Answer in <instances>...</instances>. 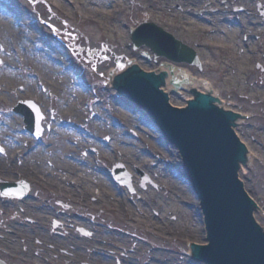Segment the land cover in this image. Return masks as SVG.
<instances>
[{
	"label": "rangeland",
	"instance_id": "obj_1",
	"mask_svg": "<svg viewBox=\"0 0 264 264\" xmlns=\"http://www.w3.org/2000/svg\"><path fill=\"white\" fill-rule=\"evenodd\" d=\"M10 1L34 21L24 16L12 23L0 21V54L2 48L6 54L0 57V180L3 175L10 182L26 180L32 190L23 201L0 195V258L5 263L200 264L191 260L190 246L203 244L206 232L178 153L110 82L111 74L119 75L129 63L145 71L165 65L152 54L144 58L142 52L151 53L149 49L133 48L130 30L147 19L200 52L202 70L190 67L192 74L211 85L226 109L245 118L237 130L251 158L240 178L259 207L256 219L264 227V0H108L105 8H100V0ZM236 21L240 26L231 23ZM14 23L26 33L34 26L45 58L54 66V71L42 70L41 94H25L35 82L34 68H40L33 52L38 41L27 48ZM53 56L62 66L52 62ZM17 86L20 90L7 89ZM71 87L84 93L75 111L62 104L70 102L64 95ZM191 97L187 91L171 93L170 103L184 107ZM23 100L35 102L44 117L41 143L25 131L24 117L12 110ZM35 145L40 149L20 156ZM37 152L38 164L27 162ZM135 154L146 156L152 165L134 161ZM38 156L43 158L38 161ZM51 156L62 168L56 181L42 170L52 172L54 163L46 159ZM68 160L74 163L73 178L88 165L96 179H106L110 198H89L87 193L86 201L66 189ZM116 164L131 173L133 192L113 178ZM142 176L149 179L145 187ZM145 217L155 222L151 225ZM180 220L190 228L176 230ZM103 235L115 238L118 253L88 245L98 241L103 247ZM97 253L113 259L94 256Z\"/></svg>",
	"mask_w": 264,
	"mask_h": 264
},
{
	"label": "water",
	"instance_id": "obj_2",
	"mask_svg": "<svg viewBox=\"0 0 264 264\" xmlns=\"http://www.w3.org/2000/svg\"><path fill=\"white\" fill-rule=\"evenodd\" d=\"M147 28L158 30L144 25L134 31L136 49L146 46L157 57L182 61L177 52H160L161 44L150 38ZM191 58L197 61L194 52ZM134 73L129 68L117 75H124L119 90L144 108L164 137L177 146L186 177L201 201L210 246L198 247L196 259L208 264H264V231L254 219L256 205L238 176L240 164L246 162V150L232 130L238 116L214 106L215 99L206 94H198L187 109H174L160 90L167 75ZM181 84L171 81L176 89Z\"/></svg>",
	"mask_w": 264,
	"mask_h": 264
},
{
	"label": "bare ground",
	"instance_id": "obj_3",
	"mask_svg": "<svg viewBox=\"0 0 264 264\" xmlns=\"http://www.w3.org/2000/svg\"><path fill=\"white\" fill-rule=\"evenodd\" d=\"M7 1L8 0H6V1L0 0V10H3V12H0V21L12 23V22L16 21L17 18L23 17V16L27 18V22H29L31 20L34 21V19H31L30 16L27 17L28 14H25L20 9L13 8V5H11V1L10 0H9L10 1L9 3ZM107 4H108V0H100L99 6H100V8H105L107 6ZM14 25H17V24L14 23ZM33 27L34 26H32V28L30 29V33H28V32L26 33L23 30V27H21L19 25L14 26V27L12 26V28H14V29L16 28L15 31L20 35V38L24 40V43H25V45H27V48H28V46H32V42L33 41H35V40L38 41V42H36V46H34V49H33L34 51L33 52L35 53L34 54V58L36 59V65L40 66V68L39 69L34 68L33 75L34 76L36 75L35 76V82L33 81L32 83H30L28 85V87H27L28 92H25V94L30 93L32 95L33 94L34 95H38V94H41V91L43 89L42 85H41V81H45V78H44V76L42 74V70L45 68L46 72L48 70L54 71V66L52 64H49L48 61L46 60V58H45L46 57V54H45L46 49H44V47L42 45V39L37 40L38 39V35H35ZM35 30L37 31V29H35ZM2 50L5 51L3 48H2ZM3 51H2V54H0V57H4V56L6 57V54H4ZM50 62H51V60H50ZM52 62L55 63L56 65H58L59 67L62 66L60 64V59L58 57H56V56H53ZM133 63H134V65H132V63H131V64L125 66L123 70L125 71V70H127L129 68L137 66L136 62H133ZM58 66H56V67H58ZM164 68L165 67L161 68L159 66L158 68L154 69V71L156 73H164V74H169V72H170L171 76H170V79L168 80V83L171 81V79L173 77H175V73H177V72L179 73V72L182 71V74H186L187 76H189L188 78L192 82V84L189 87H187V91L188 92L196 90L197 92H199L201 94H206V95L207 94H212L213 96H216V94L213 93V92L209 93L210 91H212L211 85L209 83H206L202 79L196 77L195 75H192V71H191L192 69L190 67H176V66L173 67V65H170V66H168V69H164ZM65 70L66 69L64 68V71ZM170 70H173L174 75L172 74V72ZM7 75L8 76H12V74L9 73V72L7 73ZM116 77H117V75L115 74V78ZM115 78H111V86H112V84H114V79ZM191 78H193V80H191ZM13 83H15V82H13ZM11 85H12V83H10L8 86H11ZM4 88H6V87H4ZM13 88H16V89L20 90L21 87H18V86L17 87H10V88L7 87V89L14 90ZM170 91H171V87L170 86H166L165 92H170ZM83 95H84V93H82L80 88L71 87V88H69L67 90L66 94L64 95V98L70 100V102L68 104H66L63 101L62 104L64 106L66 105V106H69V107L70 106L74 107V111H75L76 109H78V107L82 103ZM5 126L6 125H3V127H5ZM123 146L126 148V145H123ZM248 148H249V146H248ZM37 149H40V147H38ZM38 152L34 155V157L28 156V158L26 159L27 162H32L34 165L38 164L36 162V155L38 154ZM31 154H29V155H31ZM253 155L257 156V155H255V153ZM43 157L45 159L44 155H43ZM43 157H39L38 156L37 160L40 161ZM52 158H53V156H51V158L47 157L46 159L49 160V161L51 160L52 163H54L53 162L54 158L53 159ZM145 158H146V156L143 157V158H140V157L136 156V154H135V157H134L133 160L138 162L141 165L151 166L152 164H149L150 162H147L145 160ZM55 164H56V162L54 163V165L51 166V167L54 166L53 168H51L52 172H50V169H48L46 167L45 168L47 170H44V168H42V170L46 171L47 173L49 171L48 174L50 175V177H52L56 181L62 175V168L59 167L60 165H58L59 164L58 162H57L58 166H56ZM70 164H74L73 160H68V165H67L68 167H66V176H63V177L66 178V182H65L66 189L68 188V190L71 193H75L76 195H77V193H79L81 196H85V194L89 193L88 194L90 196L89 198H92V196L94 197V195H95V197H98L97 194L99 195V197L110 198L107 194H105L106 192L109 191V189H108L109 185H108V182H107L106 179H103V178H102V180L96 179V177H94L93 174H92V169L88 165H86L84 168L78 170L77 174L73 178V175H74V173L76 171L74 170V168H75L74 165L72 166ZM60 179H62V178H60ZM129 186L131 187L132 185H129ZM96 189H98L100 191V193H98V191H95ZM91 191H93V192H91ZM85 198H87V197L85 196ZM89 198H87L86 201H89L88 200ZM104 198L102 200H104ZM166 217H168V216H166ZM144 220L148 221L151 225L155 222V219L152 218V217H148V218H146ZM176 223L178 224V227H177L176 230L182 228V230L186 231V230H188L190 228V226L188 224H183L182 220H180V221H178ZM104 235L101 236V239H100V241H104V243H105V244H103V247L101 245H99L98 241H96L97 244L93 242V243H90L88 245L89 246H100L98 249L100 251L106 249V251H105L106 254L108 252L109 253L113 252L112 254H114L115 252L118 253L119 249L117 247H115L116 245H113L115 243L114 242L115 238L112 237V238H114V240L112 241L111 235H106V236H104ZM56 244H57V242L54 241L53 245L56 246ZM205 244H207L206 241H205ZM94 256L103 257L104 259H113L112 257H109L108 255H105V254H102V253H97ZM191 257L193 258L192 252H191ZM149 264H156V263L153 260Z\"/></svg>",
	"mask_w": 264,
	"mask_h": 264
},
{
	"label": "flooded vegetation",
	"instance_id": "obj_4",
	"mask_svg": "<svg viewBox=\"0 0 264 264\" xmlns=\"http://www.w3.org/2000/svg\"><path fill=\"white\" fill-rule=\"evenodd\" d=\"M0 252H1V249H0ZM8 255L10 256L11 254H10V253H8ZM0 259H2V258H0Z\"/></svg>",
	"mask_w": 264,
	"mask_h": 264
},
{
	"label": "snow or ice",
	"instance_id": "obj_5",
	"mask_svg": "<svg viewBox=\"0 0 264 264\" xmlns=\"http://www.w3.org/2000/svg\"><path fill=\"white\" fill-rule=\"evenodd\" d=\"M0 151H2V149H0Z\"/></svg>",
	"mask_w": 264,
	"mask_h": 264
}]
</instances>
